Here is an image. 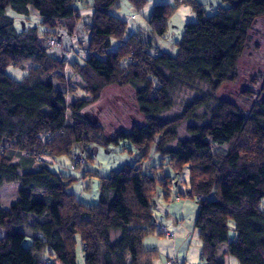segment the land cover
<instances>
[{
  "label": "trees",
  "instance_id": "1",
  "mask_svg": "<svg viewBox=\"0 0 264 264\" xmlns=\"http://www.w3.org/2000/svg\"><path fill=\"white\" fill-rule=\"evenodd\" d=\"M77 1L84 0H0V190L19 184L9 208L0 202V264H78L79 247L84 264H154L158 252L143 246L156 230L154 195L159 186L178 182L157 177L164 163L151 175L143 172L153 148L169 157L177 175L190 166L188 193L198 198L196 227L205 263L227 264L229 256L238 264H264V95L248 112L218 97L225 83L238 80V62L254 24L264 18V0H219L213 14L206 0H177L191 5L197 19L186 25L176 55L151 52L141 30L129 34L127 22L111 14L117 0H93L87 47L72 46L56 57L51 51L59 50L45 48L43 41L61 26L74 35ZM133 1L138 8L146 2ZM10 9L26 18L35 11L44 32L18 31ZM175 10L166 3L154 7L152 36L166 38ZM28 63L22 81L8 75V66ZM76 76L87 98L67 103ZM113 85L133 88L144 123L109 138L85 110ZM201 86L207 87L203 93ZM183 89L198 94L180 114L165 118ZM241 93L254 97L248 89ZM183 123L189 124L185 138ZM124 141L140 158L101 178L97 204L79 201L68 192L74 179L50 168L51 160L71 157L78 146L86 152L89 144Z\"/></svg>",
  "mask_w": 264,
  "mask_h": 264
},
{
  "label": "rangeland",
  "instance_id": "2",
  "mask_svg": "<svg viewBox=\"0 0 264 264\" xmlns=\"http://www.w3.org/2000/svg\"><path fill=\"white\" fill-rule=\"evenodd\" d=\"M206 1L209 2V8L214 7L215 9L208 13L217 12L219 0ZM116 3L118 7L112 9L111 14L127 22L129 34L141 30V33H139L141 39L152 45L150 51L154 53L158 50L160 53L167 52L176 55L178 52L177 42L182 39L186 25L195 22L197 19L191 5H178L177 0H146L145 5L141 8H138L133 0H117ZM163 3L176 6V10L169 16L166 38H156L148 30V20L154 7ZM8 14L14 18L15 28L18 31L26 30L29 27H37L40 32H44L45 28L41 25L39 14L35 11L27 18L11 9ZM72 14H80L74 35H70L64 26L55 31L56 36H60L62 44L58 49L59 51H51L54 53L52 55L56 57L64 56L69 48V50H72V46L80 49L88 45L90 26L93 19V0L77 1L74 4ZM250 34L251 43L238 62V80L234 83H225L218 92L219 98L240 106L246 112L249 111L257 96L264 95V18H259L256 21ZM45 44V41H43V45ZM75 59L78 58L75 56L71 58V60ZM31 65L28 63L25 68L10 65L7 67L8 75L15 81H22ZM71 81L76 84L77 88L75 94L66 98V102L70 103L82 97L87 98L80 77L76 76ZM56 85L58 86V82H56ZM201 88L200 93L207 90L206 86H201ZM244 89L250 90L254 97H244L241 93ZM197 94L195 91L191 92L183 89L177 95L178 103L176 107L165 114L164 117L171 118L180 114L185 101ZM202 112V110L199 111V113ZM85 115L95 125L103 126L109 138L118 130L130 129L133 125L144 123V118L140 114L135 101V91L128 86L113 85L105 88L101 99L86 108ZM188 125V123H183L180 126V136L182 138L187 136L186 128ZM80 147L74 148L71 157L63 155L51 160L50 168L63 176H70L74 179V182L68 188V192L73 193L79 201L86 205L99 202V186L102 177L110 176L112 172L119 171L125 165H134L140 158L138 150L129 141L120 144L112 143L108 146L89 144L86 147V152H83ZM168 147L173 148L172 144ZM81 157L84 159V161L82 160L83 163L78 162L77 158ZM162 163H164L163 169L157 171V177L161 180L171 178V181L178 183L177 185L170 183L168 188L162 186L157 188L155 195L158 199L155 200L156 205L153 207L156 230L145 237L143 246L145 249L158 252L154 264H165L170 260L175 262L177 260L178 264H206L202 257V241L196 227V218L199 212L198 198L190 196L188 193L190 191V166H186L184 171L177 175L170 164L169 157L167 155L163 157L153 148L150 158L143 162V172L151 175L153 174L152 169ZM18 187L19 184L14 183L5 185L0 190L2 208L7 209L16 201ZM170 208L172 209L171 212L169 211ZM164 227L176 233L174 240H169L164 234H159L160 229L163 231ZM233 237L234 232L231 231L230 238ZM30 244L31 241L26 240V247L29 248ZM226 247L227 245H223L220 250ZM226 261L227 264H238L234 258L229 256ZM77 262L78 264H84V256L80 247L78 248Z\"/></svg>",
  "mask_w": 264,
  "mask_h": 264
},
{
  "label": "built area",
  "instance_id": "3",
  "mask_svg": "<svg viewBox=\"0 0 264 264\" xmlns=\"http://www.w3.org/2000/svg\"><path fill=\"white\" fill-rule=\"evenodd\" d=\"M45 43L46 44L44 45V47L52 49V50H58V49H60V47L62 45L60 38H58V36H56V35H52V36H50L48 38H45ZM48 137L51 140V137L50 136H48ZM77 159H78L79 163H83V161H84V159L82 157L81 158H77ZM38 160H40V159L38 158ZM163 232H164V236L167 239H169V240H174L176 238L175 237L176 233H174V232H171V231H169L167 229H164ZM174 263H175L174 260H170L167 264H174Z\"/></svg>",
  "mask_w": 264,
  "mask_h": 264
},
{
  "label": "crops",
  "instance_id": "4",
  "mask_svg": "<svg viewBox=\"0 0 264 264\" xmlns=\"http://www.w3.org/2000/svg\"><path fill=\"white\" fill-rule=\"evenodd\" d=\"M156 198H157L156 195H154V199H156ZM157 199H158V198H157ZM171 210H172V209L170 208L169 211L171 212ZM168 216L170 217L171 215H168ZM164 229H167V228L164 227ZM164 229H163V230H164ZM167 230H168V229H167ZM160 232H162L161 229H160ZM145 242H146V241H145ZM165 264H167V263H165ZM175 264H178L177 260H176Z\"/></svg>",
  "mask_w": 264,
  "mask_h": 264
}]
</instances>
